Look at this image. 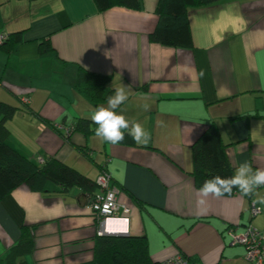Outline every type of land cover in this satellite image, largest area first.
<instances>
[{"label": "crops", "instance_id": "obj_1", "mask_svg": "<svg viewBox=\"0 0 264 264\" xmlns=\"http://www.w3.org/2000/svg\"><path fill=\"white\" fill-rule=\"evenodd\" d=\"M140 1L139 10L99 13L93 0H0V34L22 32L20 43L0 47V101L18 107L7 124L8 144L92 181L107 172L130 209L126 221L108 225L145 237L155 263L180 253L192 264H253L244 247L231 245L229 232L251 226L264 237V186L248 196L202 197L190 173L192 146L210 125L234 173L244 162L264 171V0L189 10L191 46L183 49L149 41L158 0ZM80 68L108 79L102 104L75 91ZM122 86L130 90L117 114L144 127L146 145L102 143L95 124L93 133L75 131L68 139L57 129L92 121ZM98 192L60 193L51 182L41 193L13 190L0 201V264L22 227L33 232L26 264L91 262L97 221L89 204Z\"/></svg>", "mask_w": 264, "mask_h": 264}, {"label": "trees", "instance_id": "obj_2", "mask_svg": "<svg viewBox=\"0 0 264 264\" xmlns=\"http://www.w3.org/2000/svg\"><path fill=\"white\" fill-rule=\"evenodd\" d=\"M93 1L99 13L116 7L128 10H139L141 7L140 0ZM219 1L158 0L155 8L158 20L156 27L149 35V41L163 47L189 48L191 46V34L187 18L188 11L213 5ZM21 35L22 32L7 35L0 47L6 45L12 47L20 43ZM107 80L105 77L87 73L80 68L74 88L78 95L98 106L107 99L108 95L104 91ZM17 111V106L0 101V201L20 186H26L33 192H44L46 182L56 184L60 193L79 188L86 194H91L95 189H98L95 184L98 176L92 181L56 159H48L40 164L36 160L26 158L12 148L8 144L9 129L7 124ZM27 112H29L28 109ZM93 127V121L78 119L73 126L69 127V134H63L66 139L75 131L88 135L94 132ZM118 144L135 146V141L126 134L124 140ZM226 147L214 125H210L193 144V167L190 175L197 189L200 190L204 182L214 176L227 179L234 175L227 159ZM98 191L100 194L99 189ZM238 191L237 188H233L230 193L224 196H231ZM31 230L30 227H22L19 239L5 258V264H26L24 258L33 249V232ZM96 236L92 261L87 264H162L151 260L145 237Z\"/></svg>", "mask_w": 264, "mask_h": 264}, {"label": "clouds", "instance_id": "obj_3", "mask_svg": "<svg viewBox=\"0 0 264 264\" xmlns=\"http://www.w3.org/2000/svg\"><path fill=\"white\" fill-rule=\"evenodd\" d=\"M128 90L130 89L123 86L117 89L115 94L108 98L107 107L99 108L90 117L96 125L94 135L102 143L116 145L124 140L126 134L131 136L137 145H146L150 140V134L140 123L130 122L124 116L117 114L116 110L128 99ZM142 108L147 111L149 105L145 104ZM261 186H264V171H253L251 165L244 162L230 178L214 176L206 180L199 192L202 197L212 195L219 198L230 193L233 188H237L242 196H248ZM198 203L203 204L204 200Z\"/></svg>", "mask_w": 264, "mask_h": 264}, {"label": "built area", "instance_id": "obj_4", "mask_svg": "<svg viewBox=\"0 0 264 264\" xmlns=\"http://www.w3.org/2000/svg\"><path fill=\"white\" fill-rule=\"evenodd\" d=\"M7 35L0 34V45L4 42ZM58 130L69 134L70 128L58 126ZM42 164V158L36 160ZM110 175L103 171L97 178L95 184L100 190V194L95 195L89 204L91 212L97 221V235L118 234L117 231L110 228L109 220L126 221L125 217L130 213V209L120 203L118 199L119 192L110 185ZM259 209H253V215L258 214ZM121 214V216H119ZM231 245L242 246L245 249V259L253 264H264V237L253 227L249 226L244 232L239 233L235 229H230ZM162 264H191L183 255L176 253L172 257L165 259Z\"/></svg>", "mask_w": 264, "mask_h": 264}, {"label": "water", "instance_id": "obj_5", "mask_svg": "<svg viewBox=\"0 0 264 264\" xmlns=\"http://www.w3.org/2000/svg\"><path fill=\"white\" fill-rule=\"evenodd\" d=\"M115 236H125V235H122V234H116Z\"/></svg>", "mask_w": 264, "mask_h": 264}, {"label": "rangeland", "instance_id": "obj_6", "mask_svg": "<svg viewBox=\"0 0 264 264\" xmlns=\"http://www.w3.org/2000/svg\"><path fill=\"white\" fill-rule=\"evenodd\" d=\"M16 138H18V136H16Z\"/></svg>", "mask_w": 264, "mask_h": 264}]
</instances>
